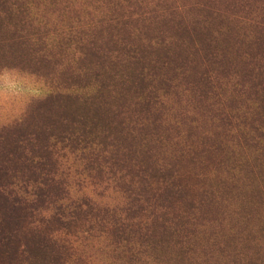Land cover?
<instances>
[{"label": "rangeland", "instance_id": "374dc122", "mask_svg": "<svg viewBox=\"0 0 264 264\" xmlns=\"http://www.w3.org/2000/svg\"><path fill=\"white\" fill-rule=\"evenodd\" d=\"M0 264H264V0H0Z\"/></svg>", "mask_w": 264, "mask_h": 264}]
</instances>
